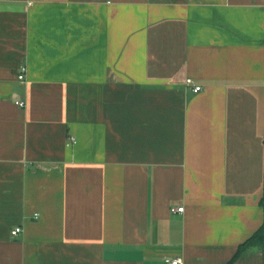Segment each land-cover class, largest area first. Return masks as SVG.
<instances>
[{"label":"crops","instance_id":"1","mask_svg":"<svg viewBox=\"0 0 264 264\" xmlns=\"http://www.w3.org/2000/svg\"><path fill=\"white\" fill-rule=\"evenodd\" d=\"M262 226L264 0H0V264H264Z\"/></svg>","mask_w":264,"mask_h":264},{"label":"built area","instance_id":"2","mask_svg":"<svg viewBox=\"0 0 264 264\" xmlns=\"http://www.w3.org/2000/svg\"><path fill=\"white\" fill-rule=\"evenodd\" d=\"M26 74H27V67L25 65H21L19 68V71H18V80L21 82H25L26 81ZM188 84L190 85V87L192 88V91L194 93H198L202 90L201 86L194 85L191 81H188ZM15 103L20 108L26 107V103L22 100H16ZM72 142H74L73 137L70 138V143H72ZM184 210H185L184 206L171 208L172 213H183ZM22 231H23L22 227H16L11 231V235L13 237H17L18 235H20L22 233ZM165 263L166 264H184V260L182 257L167 258Z\"/></svg>","mask_w":264,"mask_h":264},{"label":"trees","instance_id":"3","mask_svg":"<svg viewBox=\"0 0 264 264\" xmlns=\"http://www.w3.org/2000/svg\"><path fill=\"white\" fill-rule=\"evenodd\" d=\"M264 245V226H262L250 239H248L244 244H242L232 262L239 258L247 249L251 247H260Z\"/></svg>","mask_w":264,"mask_h":264}]
</instances>
